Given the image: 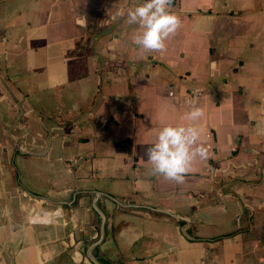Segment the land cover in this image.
<instances>
[{"label": "crops", "instance_id": "crops-1", "mask_svg": "<svg viewBox=\"0 0 264 264\" xmlns=\"http://www.w3.org/2000/svg\"><path fill=\"white\" fill-rule=\"evenodd\" d=\"M136 0H0V121L124 264H264V0H172L163 53ZM183 183L146 148L191 108Z\"/></svg>", "mask_w": 264, "mask_h": 264}, {"label": "water", "instance_id": "water-1", "mask_svg": "<svg viewBox=\"0 0 264 264\" xmlns=\"http://www.w3.org/2000/svg\"><path fill=\"white\" fill-rule=\"evenodd\" d=\"M0 264H124L1 121Z\"/></svg>", "mask_w": 264, "mask_h": 264}, {"label": "clouds", "instance_id": "clouds-1", "mask_svg": "<svg viewBox=\"0 0 264 264\" xmlns=\"http://www.w3.org/2000/svg\"><path fill=\"white\" fill-rule=\"evenodd\" d=\"M172 0H136L133 7L118 16L126 17L129 25L137 26L132 42L145 53H163L167 41L181 25L171 11ZM204 109L193 106L186 114V124L163 126L155 141L146 148L153 175L183 183L193 161L207 157V148L200 140L201 130L195 122L204 116Z\"/></svg>", "mask_w": 264, "mask_h": 264}]
</instances>
